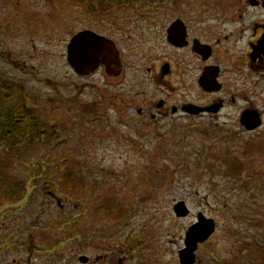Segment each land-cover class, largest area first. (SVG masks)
<instances>
[{"label":"rangeland","instance_id":"rangeland-1","mask_svg":"<svg viewBox=\"0 0 264 264\" xmlns=\"http://www.w3.org/2000/svg\"><path fill=\"white\" fill-rule=\"evenodd\" d=\"M90 1L0 0V79L23 84L49 134V147L37 139L25 154L0 144V180L10 182L0 184V264H80L79 255L89 264H179L198 216L215 229L196 264H264V133L226 123V112L213 121L168 119L156 130L123 123L116 80L81 77L66 60L79 31L159 39L173 8L201 0H135L138 11L116 14L108 9L123 0ZM92 82L108 104L96 101ZM41 163L56 192L30 187L28 172ZM68 171L71 192L61 189ZM179 201L187 216H175ZM33 225L43 229L29 232Z\"/></svg>","mask_w":264,"mask_h":264},{"label":"flooded vegetation","instance_id":"flooded-vegetation-1","mask_svg":"<svg viewBox=\"0 0 264 264\" xmlns=\"http://www.w3.org/2000/svg\"><path fill=\"white\" fill-rule=\"evenodd\" d=\"M201 2L173 8L159 39L112 37L106 39L108 48L101 46L90 62L71 54L72 70L81 77L101 76L105 83L116 80L119 102L126 104L120 112L128 118L123 123L156 130L168 119L213 121L226 112L231 115L226 123H238L243 132L264 133V0ZM175 28L183 34L179 39H173ZM99 58L103 63L96 64ZM0 83L18 87L25 99V106L19 101L21 109L28 108L23 84L2 79ZM91 86L98 88L96 101L108 104L104 91L98 93L103 88L94 82ZM48 140L49 136L41 140L46 147ZM0 144L8 146L7 154H25L28 145L12 147L2 139Z\"/></svg>","mask_w":264,"mask_h":264},{"label":"trees","instance_id":"trees-1","mask_svg":"<svg viewBox=\"0 0 264 264\" xmlns=\"http://www.w3.org/2000/svg\"><path fill=\"white\" fill-rule=\"evenodd\" d=\"M134 0H123V6L127 5L129 2H133ZM94 3H100L101 0H92ZM91 1L88 3L90 6H93V3ZM92 3V4H91ZM118 8L114 10V8H110V10H114L115 14L117 12H120L124 9ZM127 10H130L131 7L126 8ZM109 10V9H108ZM136 9L133 8L132 11H135ZM25 106V99L21 95V91L18 87L15 86H8L6 84L0 83V139L7 141L10 143V146L16 147L20 146L22 143H30L34 140L39 139L40 143H43L41 140H44L45 137L48 136L47 132L45 133L46 127L44 126L42 128V122L39 120V115L36 113V111L29 107H25L21 109V105ZM20 117H24L27 119L26 122L17 121ZM27 124V131H25L24 126ZM49 129V127H48ZM4 130V132H2ZM8 158L12 159L13 156H7ZM21 157H18L20 159ZM46 164V163H45ZM44 163H41V166L36 168H31L28 172V178H29V185L32 189L35 188L38 183H44L45 187H49L50 189H53L55 186L54 180L51 179V173L50 171H47ZM38 172V173H37ZM0 173L1 170H0ZM71 173L70 171L66 172L61 176V189H64V191H70L76 188L73 184V181L71 180ZM10 185V182L2 181L0 180V184ZM16 182H12V187L19 188L18 185H15ZM19 183V181H18ZM21 190H25V185L21 187ZM54 191L56 192V189L54 188ZM53 191V192H54ZM71 192V191H70ZM16 196L12 197L15 198ZM66 222H62V226H65ZM42 228L39 227V225H33V227H29V232H32L34 229ZM48 228V226L46 227ZM80 237V234L78 235ZM28 242H30L28 240ZM67 243L69 242L68 239H64V241H60V243Z\"/></svg>","mask_w":264,"mask_h":264},{"label":"water","instance_id":"water-1","mask_svg":"<svg viewBox=\"0 0 264 264\" xmlns=\"http://www.w3.org/2000/svg\"><path fill=\"white\" fill-rule=\"evenodd\" d=\"M169 31V30H168ZM173 39H179L182 35L180 29L175 28L173 30ZM169 35V32H168ZM110 42L104 37L97 35L92 31H81L75 34L69 44L67 45V61L74 67V61L71 57L74 53V57L79 58V56L85 57V60L90 62L91 59L96 57V53L102 48H108L105 44ZM100 62L103 63L102 59H98L96 64ZM255 125H247L248 129H252ZM174 213L177 217H184L188 214V209L183 201H180L174 205ZM214 231V224L211 220H206L204 218L198 217V223L194 224L189 228L186 233L184 244L185 248L179 251L178 258L180 264H194L195 262V250L197 249L198 243L204 242ZM79 261L81 263H86L88 261L87 257L80 256Z\"/></svg>","mask_w":264,"mask_h":264}]
</instances>
